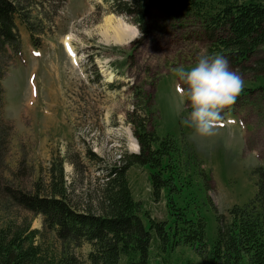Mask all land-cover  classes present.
Masks as SVG:
<instances>
[{"label": "rangeland", "instance_id": "374dc122", "mask_svg": "<svg viewBox=\"0 0 264 264\" xmlns=\"http://www.w3.org/2000/svg\"><path fill=\"white\" fill-rule=\"evenodd\" d=\"M130 1L18 0L15 21L22 55L8 63L0 108V221L14 226L27 221L42 232L37 243L43 249L54 255L71 251L87 261L90 244L64 245L45 229L43 217L12 205L3 189L42 190L45 195L64 171L70 203L99 213L107 175L123 166L125 157L141 153L131 123L140 116L148 132L175 142L178 152L165 164L170 166L167 174L174 180L178 208L189 219L207 224L206 252L176 243V238L169 251H162L154 241L151 262L204 264L202 254L209 253L217 237L216 216H228V210L248 203L259 190L256 172L264 170V73L253 68L264 62V46L245 70L225 56L245 87L236 102L222 110L213 145L200 149L191 139L192 129L173 108L187 87L174 69L191 68L201 55L219 52L211 51L201 22L176 6L171 14L155 6L144 36L124 10ZM108 17L124 22L133 38L121 45L106 42L100 27ZM185 105L187 112L186 97ZM152 174L149 167L129 169L133 199L145 225L149 220L170 224L166 194L155 193Z\"/></svg>", "mask_w": 264, "mask_h": 264}, {"label": "trees", "instance_id": "16d2710c", "mask_svg": "<svg viewBox=\"0 0 264 264\" xmlns=\"http://www.w3.org/2000/svg\"><path fill=\"white\" fill-rule=\"evenodd\" d=\"M155 6L169 14L176 6L180 12L199 20L211 42V51L227 56L236 68L245 70L244 65L264 46V0L126 2V14L134 18L144 36L148 34L147 20ZM19 13L18 0H0V108L4 100L3 80L11 66L8 63L22 55V38L15 21ZM253 69L264 73V62H256ZM143 118L131 120L141 153L125 157L123 166L107 175L99 213L80 210L70 203L64 171L59 182L52 184L45 195L41 194L42 190L33 193L10 186L3 189L12 205L43 217L45 229L54 232L64 245L90 244L92 250L87 261L71 251L59 255L46 251L37 243L42 232L33 229L27 221L20 226L0 221V264H152L153 242H158L162 251H169L175 245L173 238L177 239L176 243L206 252L203 250L207 244L205 220L189 219L173 198L174 180L167 174L170 166L165 164V159L178 152L175 142L148 132ZM134 166L153 171L155 193L166 194L173 217L170 224L154 220L144 224L127 178ZM258 173L259 190L252 200L233 206L228 216L218 215L216 211L217 237L209 253L202 254L204 264H264V170Z\"/></svg>", "mask_w": 264, "mask_h": 264}, {"label": "clouds", "instance_id": "9594fccd", "mask_svg": "<svg viewBox=\"0 0 264 264\" xmlns=\"http://www.w3.org/2000/svg\"><path fill=\"white\" fill-rule=\"evenodd\" d=\"M174 72L187 87L174 100L173 108L192 129V141L208 150L219 134L222 110L236 102L245 81L230 69L228 59L220 53L201 55L191 68L181 65ZM185 97L190 102L187 112Z\"/></svg>", "mask_w": 264, "mask_h": 264}, {"label": "bare ground", "instance_id": "6f19581e", "mask_svg": "<svg viewBox=\"0 0 264 264\" xmlns=\"http://www.w3.org/2000/svg\"><path fill=\"white\" fill-rule=\"evenodd\" d=\"M100 31L106 42L123 44L133 38V33L129 31L128 26L122 21H114L112 17L105 20L104 25L100 27ZM135 33V31H134ZM66 41L65 44H67Z\"/></svg>", "mask_w": 264, "mask_h": 264}, {"label": "snow or ice", "instance_id": "6c2138e0", "mask_svg": "<svg viewBox=\"0 0 264 264\" xmlns=\"http://www.w3.org/2000/svg\"><path fill=\"white\" fill-rule=\"evenodd\" d=\"M70 51H71V49H70Z\"/></svg>", "mask_w": 264, "mask_h": 264}]
</instances>
